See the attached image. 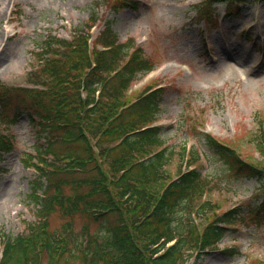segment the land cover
I'll list each match as a JSON object with an SVG mask.
<instances>
[{
    "label": "trees",
    "instance_id": "1",
    "mask_svg": "<svg viewBox=\"0 0 264 264\" xmlns=\"http://www.w3.org/2000/svg\"><path fill=\"white\" fill-rule=\"evenodd\" d=\"M131 1L122 5L136 7ZM227 1L232 13L233 1ZM95 22L94 12L71 40L50 33L32 51L28 82L34 86L20 89L31 94L21 106L44 139L30 155L36 159L30 161L37 172L30 198L39 205L38 219L15 237L3 233L0 264H186L193 253L214 248L227 224L241 218L238 208L218 209L211 193L220 190L219 181L196 166L194 150L178 153L185 170L181 164L172 170L175 149L166 145L164 127L152 125L166 88L153 80L137 97L129 92L139 74L153 68L150 57L131 39L121 41L110 22L92 46ZM10 96L0 90L1 113ZM203 136L230 170L262 179L263 117L250 137L257 160L243 157L238 144ZM13 148L0 132V158ZM54 212L66 218L56 229ZM255 214L264 218V199ZM76 216L85 219L79 230Z\"/></svg>",
    "mask_w": 264,
    "mask_h": 264
},
{
    "label": "rangeland",
    "instance_id": "2",
    "mask_svg": "<svg viewBox=\"0 0 264 264\" xmlns=\"http://www.w3.org/2000/svg\"><path fill=\"white\" fill-rule=\"evenodd\" d=\"M96 1L6 0L1 4L0 81L12 95L5 116L0 115V130L13 137L15 147L0 159V256L3 233L15 237L26 231L27 222L37 219L29 197L36 172L26 159L44 139L37 135L36 121L28 112H18L23 99L31 100L30 93L18 91L29 86L31 51L49 33L72 38L96 10L93 38L110 22L121 41L132 39L135 46H142L156 67L140 74L132 89L139 91L154 79V85L166 88L156 123L164 125L162 137L175 149L172 170H178V153L184 147L194 150L199 156L196 166L219 181L220 190L211 193L220 202L218 209L238 208L241 216L227 224L216 248L193 253L186 264H264V218L255 214L264 199L260 189L264 177L249 178L245 171L237 175L230 170L228 161L196 127L203 123L204 130L238 144L243 157L261 158L250 137L257 118H264V0H232V13L227 0L209 8L203 5L207 0H134L136 7L122 5L131 0H100L99 5ZM15 113V121H9ZM185 213L180 208L179 215ZM65 220L54 212L51 228ZM84 220L76 216L78 230ZM231 247L238 252H224Z\"/></svg>",
    "mask_w": 264,
    "mask_h": 264
},
{
    "label": "bare ground",
    "instance_id": "3",
    "mask_svg": "<svg viewBox=\"0 0 264 264\" xmlns=\"http://www.w3.org/2000/svg\"><path fill=\"white\" fill-rule=\"evenodd\" d=\"M6 0H0V14H1V10H2V6L1 4H3ZM2 54H0V60H2Z\"/></svg>",
    "mask_w": 264,
    "mask_h": 264
}]
</instances>
